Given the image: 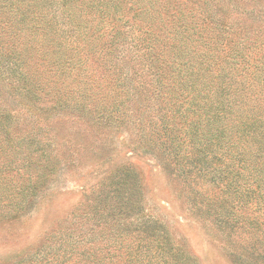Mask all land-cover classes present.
Masks as SVG:
<instances>
[{
	"label": "trees",
	"instance_id": "1",
	"mask_svg": "<svg viewBox=\"0 0 264 264\" xmlns=\"http://www.w3.org/2000/svg\"><path fill=\"white\" fill-rule=\"evenodd\" d=\"M252 1L0 0V163L23 155L21 167L30 170L24 178L19 164H0L9 201L0 203L8 207L0 217L28 209L15 199L35 203L59 164L44 127L18 124L9 103L30 118L63 112L95 127L123 120L143 132L139 115L128 119L136 110L118 111L146 90L156 153L187 184L193 212L227 231L236 263L264 264V9ZM12 172L24 183L7 189ZM143 200L139 172L121 166L72 217L103 229L87 240L67 229L23 260L198 264L145 213Z\"/></svg>",
	"mask_w": 264,
	"mask_h": 264
},
{
	"label": "rangeland",
	"instance_id": "2",
	"mask_svg": "<svg viewBox=\"0 0 264 264\" xmlns=\"http://www.w3.org/2000/svg\"><path fill=\"white\" fill-rule=\"evenodd\" d=\"M250 3L264 9V0ZM105 89V86L101 88L97 100L105 95ZM136 95L137 100L125 101L118 113L136 110L134 115L129 114L128 119L132 120L139 115L143 132L138 126L123 123V120L95 127L63 112L42 114L34 111L31 114L34 118H30L20 110L22 106L9 103L19 114L18 124L44 127L41 137L54 140L52 156L59 160V164L55 173L47 179L43 190L37 194L35 203L31 198L24 201L15 199V203L27 204L29 210H23L14 218L9 213L0 217V264L18 261L30 264L29 260L23 258L49 245L51 237L67 229L84 240L91 239L92 232L96 234L95 231L104 226L97 227L93 221L86 223L81 218L73 222V214H84L90 201L99 193L105 176L121 166L133 167L139 172L145 213L161 220L173 239L194 256L198 264H238L228 246V243L234 246L236 242L229 239L231 236H225L227 231L222 233L219 230L215 221H211L212 216L206 219L193 212L189 205L187 184L182 178L177 179L164 158L156 153L152 133L155 131V105L148 100V91ZM91 104H94V108L99 105L94 102ZM20 157L24 156L12 157L9 161L1 160L0 164H8L3 167H14V170L19 164L17 174L26 178L30 170L21 167ZM10 175L5 180L8 183L7 189L12 184L24 183L21 182L24 179L14 172ZM0 195V203L9 204L2 191ZM6 208L1 206L0 211L5 212ZM236 249L240 250V247ZM48 253L53 252L49 250Z\"/></svg>",
	"mask_w": 264,
	"mask_h": 264
}]
</instances>
